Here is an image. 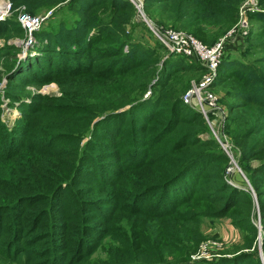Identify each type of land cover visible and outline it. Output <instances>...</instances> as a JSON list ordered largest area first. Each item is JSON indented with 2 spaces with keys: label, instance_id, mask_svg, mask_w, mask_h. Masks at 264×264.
<instances>
[{
  "label": "trees",
  "instance_id": "1",
  "mask_svg": "<svg viewBox=\"0 0 264 264\" xmlns=\"http://www.w3.org/2000/svg\"><path fill=\"white\" fill-rule=\"evenodd\" d=\"M62 1L12 0L30 14ZM240 2L145 6L157 25L212 44ZM259 4L264 8V0ZM69 5L82 12L72 15L68 30L76 32L41 27L40 45L10 63L4 97L19 111L12 125L2 116L0 94V264H191L205 216L245 225L243 248H254L210 264H260L251 195L227 171L231 156L221 141L237 154L264 228V49L254 58L263 74L250 63L234 58L237 66L228 67L233 60H221L210 87L220 86V101H228L216 137L199 107L182 98L190 85L171 78L207 71L199 59L170 53L159 39L126 50L123 25L137 13L131 0ZM18 16L5 19V33L25 35ZM258 37L264 47V32ZM3 48L0 65L7 67ZM58 76L61 94H24L29 82ZM216 114L207 110L210 121Z\"/></svg>",
  "mask_w": 264,
  "mask_h": 264
},
{
  "label": "rangeland",
  "instance_id": "2",
  "mask_svg": "<svg viewBox=\"0 0 264 264\" xmlns=\"http://www.w3.org/2000/svg\"><path fill=\"white\" fill-rule=\"evenodd\" d=\"M9 2V11L7 14L4 15L3 18H0V32H3L0 34V46L5 47L3 48L2 54L8 53L6 57L2 58L1 62L3 60H6V65L2 66L0 65V76L2 75V78L0 80V94L3 97L2 100V116L8 121V124L13 123V120L16 116L19 115V111L16 107L11 106L8 103V99L4 97L5 88H8V75L13 71V67L10 66V63L12 64L14 61H19V59L26 57L30 51H33L34 46L40 45V36L42 30H39L41 27L44 28H55L60 26L63 30H61V33L63 31H66L70 29V26L73 20L72 15L75 16V18H78L79 16H82L81 11H77L75 9H71L69 3L71 0H64L60 2L56 6L48 7L42 10L41 12L37 14H45L46 12H50L49 16L46 18V20L43 22L41 27L38 30L33 31L32 35H29L28 30L25 32V35L23 36H17L9 33H5L3 30L5 25V19L10 18L12 16H18L20 19L21 14L25 13L24 7L21 8L14 7L12 0H6ZM245 5V12L244 17L247 18L249 21V29L248 33L242 38V42L238 45H234L233 48L226 50L224 54L222 55L221 60L224 58L223 64L225 63V60L234 58L239 62H247L252 65V68H254L258 73L263 74L261 68L259 67L258 62L254 61L255 56H258L261 54V51L264 49V47H261L259 44L262 42L261 39L258 37L260 33L264 32V15L261 14L262 12L260 10H263L264 8L259 4V0H241V2L238 5L237 9V17L235 19H227L225 21V26L221 30H218V35L215 39L218 40L222 38L229 28L236 24L239 20V14L241 8V5ZM250 6V7H248ZM4 5L0 6V13L2 12ZM249 8V9H248ZM261 12V13H254V12ZM80 12V13H78ZM145 12L148 15V8L145 6ZM27 14H30L26 12ZM107 13L106 11L100 12V14ZM77 16V17H76ZM152 20V19H151ZM136 21V22H135ZM153 23H156L152 20ZM169 26V25H167ZM124 29L127 32V35L124 36L126 42L124 48L126 50L133 47H139L143 48L148 45L154 44L156 40L158 39L157 35L155 34L153 27L148 23V21L137 11V13L134 16V19H131L129 23H124L123 25ZM215 29V28H214ZM214 29L210 30H203V33L207 32H214ZM104 31L105 29H101L100 32ZM45 33L49 30H43ZM60 32L59 30H55ZM69 32H76V30H68ZM156 36V37H155ZM229 38H227L228 40ZM201 40V39H200ZM214 41V42H215ZM205 43V42H204ZM164 53H161V55ZM196 58V57H195ZM198 59V58H197ZM234 59V60H235ZM189 62L194 61L193 58H188ZM220 60V62H221ZM233 60V61H234ZM198 61V60H197ZM200 61V60H199ZM233 61L229 64L226 63V65L229 67H235L237 66V63ZM220 64V63H219ZM240 66V65H238ZM160 65L157 66L156 75L153 79L155 81L157 79L158 73H159ZM207 73V71L201 67L198 70H191L188 72H176L172 75V79L175 78V76H179L178 79L182 81V83L192 85L193 82L199 81L202 79L203 75ZM60 76L56 77V79H53L50 82L47 83H39L37 81L35 82H29L25 88H22L25 93L28 95H33L37 92H42L44 94L48 95H57L61 94L62 88L59 83ZM189 86V87H190ZM188 87V88H189ZM213 88V87H212ZM210 89L214 91L218 98V103L225 108V102L228 100L224 99V101H220V96L223 94V90L220 88V86H215V88ZM216 90V91H215ZM150 93V90L147 91L145 95ZM29 99V98H28ZM130 104H127L126 106L121 107L120 109H124L129 107ZM104 116V115H102ZM100 116V118L102 117ZM206 118V116L204 115ZM220 114H216L212 118L211 124L213 129L217 132L216 127H220ZM209 119V118H208ZM209 125V122H208ZM211 127V126H210ZM229 145V144H228ZM232 154V153H231ZM256 164L255 160H251L248 162L249 166H253ZM227 171H231L234 173V179L235 182L238 183L242 188L246 189L250 195H251V205H250V216L251 221L254 224L256 228L255 232V238H254V244L257 251V257L259 258V263H264V254H263V247H264V228L260 222L259 214H258V206L256 201V195L255 192L248 180V177L244 170L241 167V164L238 163V157L237 154L235 155V152H233V155H231V160H229V164H227ZM229 178V177H228ZM246 208V206H245ZM246 215V212L240 213V216ZM245 225L241 228L239 226L233 225L231 223L230 218L228 216H220V218H217V216H205L203 218L202 223L199 228V232L201 233V236L203 237L202 242L199 244L197 250L194 253L189 254L188 263L191 264H210L211 261H218L221 259H227L230 257H233L239 253H253L254 248H243L245 243V238L249 237L250 234L247 232V229L244 228ZM255 257V256H254ZM256 259V258H255Z\"/></svg>",
  "mask_w": 264,
  "mask_h": 264
},
{
  "label": "built area",
  "instance_id": "3",
  "mask_svg": "<svg viewBox=\"0 0 264 264\" xmlns=\"http://www.w3.org/2000/svg\"><path fill=\"white\" fill-rule=\"evenodd\" d=\"M131 1L136 10L143 17H148L145 12L146 0ZM245 5L246 4L241 5V8H244L240 10L238 22L231 26L222 38L216 40L212 44L204 43L193 34L183 29L157 25L152 22L151 18H148V23L153 27L155 34L166 46L168 52L177 55H185L187 58L196 57L207 67V73L203 75L201 80L193 82L184 92L182 98L185 102H193L199 107L201 112L206 116V119L216 137H218V134L213 129L211 121L208 119L207 110H214L217 114H220V118L222 119L224 109L218 103L216 93L210 89V83L216 76L217 68L224 52L233 48L234 45L240 44L243 40L242 38L248 33L249 21L244 17V12L246 10ZM9 6L10 4L8 2V7L5 11H2L4 13H0V18H3L4 15L7 14ZM50 13L51 11L46 12L45 14H27L25 12L21 14L20 21L25 30H28L27 33L32 35L33 31L38 30L41 27ZM227 38L229 39L227 40ZM221 125L222 122L220 123V126ZM221 145L229 155H232L227 142L221 141Z\"/></svg>",
  "mask_w": 264,
  "mask_h": 264
},
{
  "label": "bare ground",
  "instance_id": "4",
  "mask_svg": "<svg viewBox=\"0 0 264 264\" xmlns=\"http://www.w3.org/2000/svg\"><path fill=\"white\" fill-rule=\"evenodd\" d=\"M3 5H4L3 7L4 10L2 11H5L6 8L8 7V2L6 0H0V6H3Z\"/></svg>",
  "mask_w": 264,
  "mask_h": 264
},
{
  "label": "water",
  "instance_id": "5",
  "mask_svg": "<svg viewBox=\"0 0 264 264\" xmlns=\"http://www.w3.org/2000/svg\"><path fill=\"white\" fill-rule=\"evenodd\" d=\"M0 10H1V9H0ZM144 18H145L147 21H149V20H148V17H144ZM230 156H231V155H230ZM263 264H264V263H263Z\"/></svg>",
  "mask_w": 264,
  "mask_h": 264
}]
</instances>
